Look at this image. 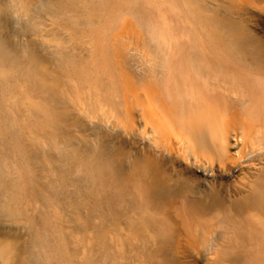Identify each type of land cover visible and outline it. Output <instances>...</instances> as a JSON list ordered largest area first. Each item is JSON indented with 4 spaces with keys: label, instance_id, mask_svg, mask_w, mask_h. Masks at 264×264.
I'll return each mask as SVG.
<instances>
[{
    "label": "bare ground",
    "instance_id": "1",
    "mask_svg": "<svg viewBox=\"0 0 264 264\" xmlns=\"http://www.w3.org/2000/svg\"><path fill=\"white\" fill-rule=\"evenodd\" d=\"M258 14L0 0V264L72 262L64 200L97 220L84 264H264Z\"/></svg>",
    "mask_w": 264,
    "mask_h": 264
},
{
    "label": "rangeland",
    "instance_id": "2",
    "mask_svg": "<svg viewBox=\"0 0 264 264\" xmlns=\"http://www.w3.org/2000/svg\"><path fill=\"white\" fill-rule=\"evenodd\" d=\"M206 1L209 3V5L214 10L219 11L223 14H227V15H235L236 7L239 5L246 7V9L253 8L254 10H256L257 14L261 13L260 14L261 16H259V14L258 16L256 15L257 17H259V25H258V28L260 31L259 32L260 37L258 40L259 43H257L258 41H253L252 43L257 47L264 46V0H206ZM260 17H261V20H260ZM123 28L124 30H122V34L123 35L126 34L124 35L125 43H129V40L132 41L129 43V47L132 48L131 49L132 51L130 50L131 52H135L134 50L136 47L134 45H135V42L137 43V41H138V43L136 44V46L138 45L137 47H140V48L145 47V49L147 48L146 43L144 42V38L146 37V34L142 30L136 29L133 27H126V29L125 27ZM139 41L141 42L140 44H139ZM142 42L145 43V45H143ZM132 46H134V49ZM103 53L106 56V59L108 60L110 66H112V68L115 69L116 68L115 67V57L109 51V44L107 43L106 39L104 40ZM73 133L76 134L77 132H73ZM68 134H71V132H68ZM64 137H66L65 134L61 135L59 137V140L60 141L63 140ZM74 161H71V164L74 163ZM64 201H65L64 204L62 201L59 208L58 206L54 207L57 213L56 219L61 221V225L64 227L63 233H65L68 239H70L71 241H74L73 246L76 248V250H74L75 252L73 251V255L75 254V256L72 257V262H68V263L66 262L65 264H73L74 262L84 264L83 253L87 250V245H89V242H91L92 244L93 241H95L94 236H96L95 233L90 231V228H91L90 226H92L93 223L96 224L97 220L95 221L96 218L93 215L90 216L88 214L86 216L84 212L75 213V210L74 211L72 210V206L68 205L70 203V200L69 201L64 200ZM72 219H74L76 222L83 223L84 225H86L87 227L85 228V230L83 232H76V230L73 228V224L70 222V220ZM87 232L90 233V235L89 234L87 235ZM86 242L88 244H86Z\"/></svg>",
    "mask_w": 264,
    "mask_h": 264
}]
</instances>
